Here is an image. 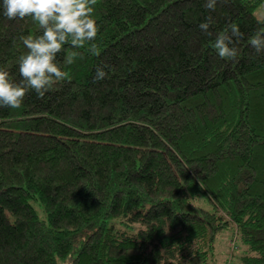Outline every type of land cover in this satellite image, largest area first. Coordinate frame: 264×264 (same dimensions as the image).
I'll use <instances>...</instances> for the list:
<instances>
[{"label": "trees", "instance_id": "obj_1", "mask_svg": "<svg viewBox=\"0 0 264 264\" xmlns=\"http://www.w3.org/2000/svg\"><path fill=\"white\" fill-rule=\"evenodd\" d=\"M262 1L97 0L100 56L86 45L64 65L65 45L70 83L0 108V264H227L230 227L234 264H264V52L249 44ZM229 23L244 34L234 61L211 47ZM39 34L0 9L16 82L19 38Z\"/></svg>", "mask_w": 264, "mask_h": 264}, {"label": "clouds", "instance_id": "obj_2", "mask_svg": "<svg viewBox=\"0 0 264 264\" xmlns=\"http://www.w3.org/2000/svg\"><path fill=\"white\" fill-rule=\"evenodd\" d=\"M226 2V0H225ZM218 0H206L204 7L215 11ZM97 0H2L0 9L9 21L31 20L39 25L41 34L20 36V41L27 49L18 58L20 81L16 82L10 73L0 67V108L19 109L29 91H35L43 99L58 82H71V75L62 69L58 55L69 51L63 60L64 65H72L77 59H83L79 49L85 48L93 56H100L101 50L95 42L99 25L94 18V6ZM215 21L211 15L199 24L200 30L212 36L210 26ZM236 23H229L223 31L216 34L211 47L224 60L234 61L239 56L236 46L243 38ZM249 44L256 53L264 52V28L259 29L249 39ZM109 66H97L93 82L107 78L105 71Z\"/></svg>", "mask_w": 264, "mask_h": 264}, {"label": "rangeland", "instance_id": "obj_3", "mask_svg": "<svg viewBox=\"0 0 264 264\" xmlns=\"http://www.w3.org/2000/svg\"><path fill=\"white\" fill-rule=\"evenodd\" d=\"M254 13L257 17L259 18H263L264 17V1H262L254 10ZM37 210L40 214V216H45V213L43 211V207L40 204H36ZM234 229L233 227L227 228L223 231L220 232V234L217 237L216 240V245L217 247L220 249V251L224 254L227 253V258H228V254L231 253V247L227 245V240L229 237H231V235L233 234ZM241 264V263H239Z\"/></svg>", "mask_w": 264, "mask_h": 264}, {"label": "built area", "instance_id": "obj_4", "mask_svg": "<svg viewBox=\"0 0 264 264\" xmlns=\"http://www.w3.org/2000/svg\"><path fill=\"white\" fill-rule=\"evenodd\" d=\"M231 247V253L228 254L227 264H234V252L238 249L239 245L236 241V236L229 242Z\"/></svg>", "mask_w": 264, "mask_h": 264}]
</instances>
